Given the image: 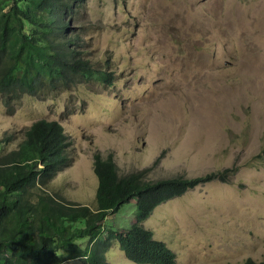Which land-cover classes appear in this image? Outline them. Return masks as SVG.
Masks as SVG:
<instances>
[{
  "label": "rangeland",
  "instance_id": "1",
  "mask_svg": "<svg viewBox=\"0 0 264 264\" xmlns=\"http://www.w3.org/2000/svg\"><path fill=\"white\" fill-rule=\"evenodd\" d=\"M79 20L86 55L113 84L25 96L13 113L0 96V145L16 148L37 119L60 121L73 162L53 184L91 207L97 151L112 153L120 173L146 168L145 179L235 168L228 182L161 203L144 226L173 264L263 262L264 0H88ZM134 218L125 203L105 227L128 229ZM109 249L108 264H134L116 243Z\"/></svg>",
  "mask_w": 264,
  "mask_h": 264
},
{
  "label": "trees",
  "instance_id": "2",
  "mask_svg": "<svg viewBox=\"0 0 264 264\" xmlns=\"http://www.w3.org/2000/svg\"><path fill=\"white\" fill-rule=\"evenodd\" d=\"M86 1L0 0V96L10 113L25 96L71 91L86 80L113 84L114 75L85 52L79 11ZM71 146L60 121L47 118L33 121L16 148L0 145V264H107L113 243L135 264H173L172 251L143 222L159 204L199 184L228 182L235 172L145 179L146 168L120 173L112 153L97 151L91 207L67 199L53 184L72 165ZM125 203L135 207L128 229L105 227Z\"/></svg>",
  "mask_w": 264,
  "mask_h": 264
},
{
  "label": "bare ground",
  "instance_id": "3",
  "mask_svg": "<svg viewBox=\"0 0 264 264\" xmlns=\"http://www.w3.org/2000/svg\"><path fill=\"white\" fill-rule=\"evenodd\" d=\"M174 178V177H173ZM168 202V201H167ZM160 207V206H159ZM113 216V215H112ZM149 219H150V217H149ZM148 219V220H149ZM147 222V221H146ZM144 227V226H143ZM146 228H148V227H146ZM150 231V230H149ZM119 247V246H118ZM109 249V248H108ZM109 250H111V249H109ZM106 253V252H105ZM107 254V253H106ZM124 254V253H123ZM108 255V254H107ZM76 259H78V258H76ZM69 260V259H68ZM106 260V259H105ZM129 261V260H128ZM175 261V260H174ZM107 262V261H106ZM131 262V261H130ZM106 264V263H105ZM108 264V263H107Z\"/></svg>",
  "mask_w": 264,
  "mask_h": 264
},
{
  "label": "clouds",
  "instance_id": "4",
  "mask_svg": "<svg viewBox=\"0 0 264 264\" xmlns=\"http://www.w3.org/2000/svg\"><path fill=\"white\" fill-rule=\"evenodd\" d=\"M159 206H160V204H159ZM156 208H157V207H156ZM151 215H152V214H151ZM148 219H149V218H148ZM148 219H147V220H148ZM147 220H146V221H147ZM146 221H144V222H146ZM144 222H143V225H144ZM154 239H155V238H154ZM159 241H160V240H159ZM164 244H165V243H164ZM117 246H118V245H117ZM118 248H119V247H118ZM134 264H135V263H134Z\"/></svg>",
  "mask_w": 264,
  "mask_h": 264
}]
</instances>
